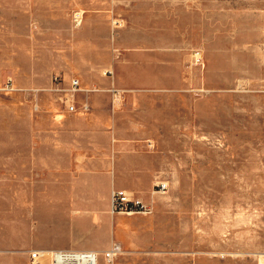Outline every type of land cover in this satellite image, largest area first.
I'll return each mask as SVG.
<instances>
[{
	"label": "rangeland",
	"instance_id": "obj_1",
	"mask_svg": "<svg viewBox=\"0 0 264 264\" xmlns=\"http://www.w3.org/2000/svg\"><path fill=\"white\" fill-rule=\"evenodd\" d=\"M12 8L22 11L0 20V87L10 77L14 88L0 90V141L66 139L64 125L87 119L79 100L91 91L88 79L114 78L124 58L172 86L170 94L135 101L129 118L120 115L123 104L105 100L115 123L128 119L150 132L152 203L149 214L95 212L103 230L112 223L109 242L122 246L109 264H259L264 0H32ZM76 9L85 10L79 24ZM72 78L80 90L65 104ZM160 180L164 192L153 186ZM32 215L26 230L36 237L41 225ZM71 226L61 219L53 229L61 246L40 249L89 246L75 245L90 231L73 240Z\"/></svg>",
	"mask_w": 264,
	"mask_h": 264
},
{
	"label": "crops",
	"instance_id": "obj_2",
	"mask_svg": "<svg viewBox=\"0 0 264 264\" xmlns=\"http://www.w3.org/2000/svg\"><path fill=\"white\" fill-rule=\"evenodd\" d=\"M31 1L0 0V20L11 19L13 11H22L13 9V5ZM122 62L121 68H114V78L88 79L91 91L79 100L87 119L64 125L66 139L0 141V212L4 213L0 216V260L17 264L18 260H28V248L58 242L53 229L59 227L61 219L71 223L73 240L90 231L75 246L87 244L80 249L102 251L112 242L108 239L112 223L103 230V220L95 212L110 209L111 190H131L143 200H150L146 199L151 181L150 158L144 140L150 132L128 119L123 124L115 123L114 114L104 103L110 97L112 104H123L120 115L129 118L135 101L170 94L172 86L164 80H152L146 67L132 66L127 58ZM141 68L143 71H137ZM113 88L120 93L116 98ZM75 94L61 100L73 104ZM40 201L50 207L37 208ZM39 211H47L49 217L40 216ZM27 213L41 225L36 237L26 230L33 228L26 221ZM81 219L85 222L80 223ZM91 221H99L100 225L91 228Z\"/></svg>",
	"mask_w": 264,
	"mask_h": 264
},
{
	"label": "built area",
	"instance_id": "obj_3",
	"mask_svg": "<svg viewBox=\"0 0 264 264\" xmlns=\"http://www.w3.org/2000/svg\"><path fill=\"white\" fill-rule=\"evenodd\" d=\"M72 21L79 24L83 18V11L76 9L71 13ZM106 70L104 74L108 73ZM12 80L6 78L0 90H13ZM69 97L80 90V82L77 78H72L68 88ZM113 97L119 96L116 89H112ZM66 96V95H65ZM157 192H164L167 188L165 181H158L153 185ZM155 190V189H154ZM152 203L150 200L145 201L135 192L122 188H114L110 193V210L112 213H150ZM122 252V246L118 241H112L108 248L98 251L93 249H73V248H58L49 251V264H99V260L109 264ZM44 256V251L40 249H31L28 251L29 264H41V259ZM264 264V262H262Z\"/></svg>",
	"mask_w": 264,
	"mask_h": 264
},
{
	"label": "bare ground",
	"instance_id": "obj_4",
	"mask_svg": "<svg viewBox=\"0 0 264 264\" xmlns=\"http://www.w3.org/2000/svg\"><path fill=\"white\" fill-rule=\"evenodd\" d=\"M155 190H153L152 192H154ZM109 213H112L111 212V210L109 209ZM118 214H123V213H118ZM124 214H135V212H128V213H124ZM136 214H149V213H136ZM40 249V248H39ZM40 250H43L44 251V256L42 257V259H41V264H43V262L45 261V260H49V256H48V254H49V251L50 250H46V249H40ZM263 257H262V260L260 261V263L259 264H262V262H264V253H263V255H262Z\"/></svg>",
	"mask_w": 264,
	"mask_h": 264
}]
</instances>
